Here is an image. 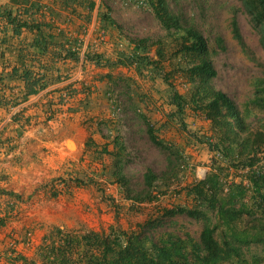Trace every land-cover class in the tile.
<instances>
[{"label":"trees","instance_id":"16d2710c","mask_svg":"<svg viewBox=\"0 0 264 264\" xmlns=\"http://www.w3.org/2000/svg\"><path fill=\"white\" fill-rule=\"evenodd\" d=\"M58 1L64 5L68 26L77 20L80 24L75 29L80 32L94 13L107 42L114 45L113 55L86 49L83 61L110 71L123 67L128 73L124 77L110 71L101 73L87 82H70L50 94L42 108L45 120L60 115L71 119L79 113L89 137L84 142L86 166L79 168L68 161L63 175L46 185L48 196L71 198L75 189L93 186L100 192L101 202L118 212L119 203L98 185L100 177L115 184L117 199L125 202L129 211L156 202L172 190L171 177L177 176L174 171L158 177L148 169L143 175L144 189L132 191L123 172L124 143L118 136L111 140L104 136L107 140L98 149L91 138L103 128L111 130L110 115L105 111L112 107V99H104L102 86L118 81L135 85L136 101L144 112L157 111L156 106L164 110L162 122L146 124L150 140L162 146L157 134L170 126L192 134L211 155L208 171L202 179L181 188L183 205L156 207L134 229L110 226L106 231L74 233L54 227L35 250L38 262L7 249L0 257L7 253L14 257H8L5 264H264V65L250 51L237 23L231 24L233 39L243 55L262 70L261 76L250 79L252 95L240 107L215 85L217 71L195 11L176 13L168 0H145L161 32L154 38H128L103 1ZM40 2L17 0L16 7L0 5V46L5 47L0 52V110L9 111L69 77L65 65L80 60L78 39L55 40L56 35L63 39L64 32L53 24L51 8ZM240 2L264 51V0ZM24 31L31 34L30 40L19 39ZM216 43L222 47L221 38H216ZM33 117L24 111L11 115L0 130V155L13 148L11 138L2 139L3 130L13 124L22 129ZM186 118L202 120L203 132L189 130ZM110 144L112 149H108ZM98 161L103 162L100 169L92 168ZM231 173L241 176L238 183L228 181ZM6 179L1 171L0 181ZM175 214H185L201 224L198 239L162 228L163 220Z\"/></svg>","mask_w":264,"mask_h":264},{"label":"rangeland","instance_id":"374dc122","mask_svg":"<svg viewBox=\"0 0 264 264\" xmlns=\"http://www.w3.org/2000/svg\"><path fill=\"white\" fill-rule=\"evenodd\" d=\"M102 1L110 8V17L121 27L124 36L154 38L160 34L161 31L145 5V0H96V3ZM168 2L176 13L188 14L192 11L197 13L200 29L209 43L213 64L217 71L215 85L240 107L252 95V89L249 86L250 79L261 76L262 70L243 55L233 39L232 21L237 23L244 41L257 61L264 65V51L240 0H168ZM98 33L99 30L95 31L94 36ZM107 37L106 35V40ZM216 38L222 39V47L218 46ZM110 44L101 53L113 54L115 52L114 45L112 42ZM101 47H94V49L98 51L101 50ZM126 70V68L118 67L113 72L118 77H124L128 73ZM129 84L127 86L125 81H118L108 87L102 86L105 94L104 99L106 97L112 99V107L105 111L110 115L111 130L107 132L103 128L102 133L98 134L99 136L97 135L95 139L102 142V140H107L104 136H109L110 140L112 137L118 136L119 140L124 143L126 154L123 159V172L128 180L129 188L134 192L144 189L143 175L148 169L158 177L168 171H174L177 175L171 177L170 181L175 197L168 195L158 198L155 203H144L140 206L141 212L148 215L156 207L181 206L185 203L181 188L190 181L202 179L205 176L208 171L206 165L209 163L211 155L207 152L206 145L199 144L198 139L194 138L192 134L179 131L175 126H170L168 130L163 129L157 134L162 146L154 144L147 134L146 124L155 123V121L159 123V116L164 110L156 106L157 111L144 112L136 101L135 85ZM186 123L190 127L189 130L193 132H198V130L203 132L205 128V123L200 119L192 121L190 118H186ZM110 147L112 149L113 144H110ZM69 156L76 157L71 153ZM240 178L239 174L231 173L227 179L230 182L238 183ZM106 188V192L110 193V187L107 185ZM121 212L117 218H113L114 223L110 225L123 228L128 227L126 226L128 224L129 229L130 226L143 222L142 219L132 220L130 215ZM162 228L181 236L185 233L198 239L201 224L185 214H175L163 220ZM68 231L83 233L95 230L86 227ZM7 243L8 250L15 246L11 241ZM0 264H5V260L2 259Z\"/></svg>","mask_w":264,"mask_h":264},{"label":"crops","instance_id":"0c3cea01","mask_svg":"<svg viewBox=\"0 0 264 264\" xmlns=\"http://www.w3.org/2000/svg\"><path fill=\"white\" fill-rule=\"evenodd\" d=\"M16 1L0 0V5L16 7ZM40 3L51 8L53 24L64 32L63 39L56 35L55 40L65 41L68 40V36L78 39L80 60L77 64L67 63L65 65L69 77L61 78L59 82L51 84L35 96L19 102L9 111L0 110V130L10 122L11 115L17 111L35 115L30 124L24 128L21 129L18 125L13 124L1 133L2 139H12L13 148L0 155V172L2 171L7 175L6 180L0 181V221H2V225L0 224V254L8 249L7 242L11 241L18 250L16 255L36 262H38L35 255L37 246L54 227L63 230L89 227L95 231H102L103 229L106 231V227L114 223L113 218H117L120 211L130 215L132 220L142 219L143 222L149 215L141 212V207L137 211L127 210L126 203L117 199L115 184L106 183L104 177L97 179L98 185L106 195L112 196L119 203L118 212L101 202L100 192L93 186L75 189L71 198L61 195L56 198L48 196L46 185L53 178L63 175L68 161L74 162L79 168L86 166L87 154H84V142L89 137V133L82 124L79 113L71 119L60 115L46 121L42 114V108L49 100L50 94L64 85L70 82H87L92 77L110 70L83 61L84 51L88 48L93 50L92 43L99 34L94 36L95 31L102 32L96 23L94 13L91 22L83 26L80 32H76L75 28L80 23L76 20L68 26V23L64 22L68 15L64 12L62 8L64 5L60 1L41 0ZM31 37V34L24 31L19 39L30 40ZM19 39L14 40V42L19 41ZM107 43L100 45L102 46L101 50L94 49L93 51L104 52V48L110 44ZM3 50L5 47L0 46V52ZM62 70L64 71V69ZM113 70L110 72L115 75ZM102 102L104 103V100ZM95 112L99 111L96 110ZM162 120L163 116L160 115L159 121L162 122ZM159 123L155 121V124ZM98 134V132L92 134L91 138L100 149V145L104 144L106 140L97 141L98 139L96 140L95 137ZM108 149H111L110 145ZM70 153L76 157L69 156ZM103 160H105L104 155H102ZM102 161L92 163L91 167L100 169ZM107 185L111 189L110 193L106 192ZM110 226L116 227L115 225ZM126 226L129 227L128 224ZM135 226H130L129 229L128 227L121 229L130 230L134 229ZM27 232L32 234L30 246L24 245ZM1 256L0 263L2 259L6 261L8 257H14L9 253L7 256L3 254ZM15 264H21V262L17 261Z\"/></svg>","mask_w":264,"mask_h":264},{"label":"built area","instance_id":"2783aa9c","mask_svg":"<svg viewBox=\"0 0 264 264\" xmlns=\"http://www.w3.org/2000/svg\"><path fill=\"white\" fill-rule=\"evenodd\" d=\"M106 43H107L106 36L104 35L103 32H99V34L96 36V38L94 39V41L92 43L93 50H94V47H98V46L103 45V44H106ZM173 189L174 188H172V190ZM172 190L167 195L161 196L159 198L167 197L168 195H172L173 197H175V193H173ZM153 203H155V202H153ZM31 244H32V234L30 232H27L26 233V237L24 239V245L25 246H30ZM12 248H13L12 249L13 255H16L17 252H18L16 246H13Z\"/></svg>","mask_w":264,"mask_h":264}]
</instances>
